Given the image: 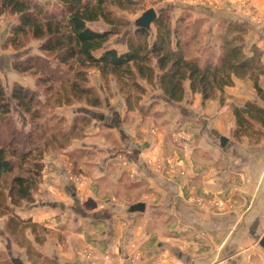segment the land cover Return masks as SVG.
I'll list each match as a JSON object with an SVG mask.
<instances>
[{"label": "crops", "instance_id": "1", "mask_svg": "<svg viewBox=\"0 0 264 264\" xmlns=\"http://www.w3.org/2000/svg\"><path fill=\"white\" fill-rule=\"evenodd\" d=\"M229 2L227 17L237 10L253 18L247 52L257 46L264 63V0ZM112 49L128 51L127 44L105 48ZM23 79L16 82L28 86ZM234 83L225 89L221 105L219 100L203 103L188 82L183 101L172 103L159 81H142L147 92L141 112L136 106L129 110L112 80L113 95L104 96V90L101 96L106 114L89 113L98 124L65 156L71 160L76 150L86 151L85 157L93 151L101 163L87 167L90 173L81 165V183L75 184L67 181L64 156L46 158L35 202L15 213L42 227L45 241L37 244L30 229L26 240L56 264H264V136H236L233 114L234 105L246 102L264 109V100L252 81ZM260 86L264 92V77ZM103 125L116 131L123 149L114 145L109 151L90 136ZM255 129L264 133L258 125ZM223 137L226 147L220 143ZM124 161L131 165L123 166ZM127 179L132 191L123 187ZM129 196L139 200L128 203ZM137 203L145 204L144 212L130 211ZM7 221L0 218V264L36 263L29 259L27 241L9 236Z\"/></svg>", "mask_w": 264, "mask_h": 264}, {"label": "trees", "instance_id": "2", "mask_svg": "<svg viewBox=\"0 0 264 264\" xmlns=\"http://www.w3.org/2000/svg\"><path fill=\"white\" fill-rule=\"evenodd\" d=\"M142 1L146 0H51L43 4L38 0H0V17L4 14L17 17L5 48L21 49L25 39L31 37L42 42L40 50L45 53L43 57L14 63V70L36 76L37 85L45 86V100L37 91L20 84H15L8 96L0 77V218L8 217L6 231L12 239L17 241L23 237L27 241L25 234L30 229L36 235L37 244L45 241L40 235L44 232L42 227L19 219L15 213L25 204L35 202L45 168L42 154L48 149L45 123L35 122L27 134L12 126L10 120L14 106L28 114L32 121L43 118L42 109L46 107L53 109L84 103L91 108H100L102 97L90 85V69L99 71L101 81L107 87L112 80L116 82L129 110L133 106L139 107L147 92L142 81L149 85L159 81L163 94L172 103L183 101L188 82L192 93L199 94L203 103L219 100L223 105L225 89L234 86L235 79L250 80L258 97L264 100L260 86L264 77L263 52L257 46L247 52L245 36L248 29L240 23L223 25L219 55L204 63L198 57H190V45L183 41L181 20L178 19L176 24L179 25L174 26L168 12L158 14L153 24L156 30L153 41L151 29L135 27L127 37V52L105 50L114 33L97 32L89 25L103 21L117 27L116 24L122 22L108 10V5L129 10ZM98 52L102 53L97 55ZM139 110L144 112L140 107ZM233 114L237 123L236 136L256 135L258 139L264 136L262 131L255 129L256 125L264 129L262 107L246 102L234 105ZM90 126L91 118H76L71 128L65 129L64 147L83 138ZM80 131L82 134L77 137ZM13 143L20 146L19 150L12 148ZM26 246L29 259L36 262L34 264H56L42 257L30 242L27 241Z\"/></svg>", "mask_w": 264, "mask_h": 264}, {"label": "rangeland", "instance_id": "3", "mask_svg": "<svg viewBox=\"0 0 264 264\" xmlns=\"http://www.w3.org/2000/svg\"><path fill=\"white\" fill-rule=\"evenodd\" d=\"M40 3H46L51 0H38ZM229 4V5H228ZM229 0H170V1H164V2H154V1H142L139 5L129 9V10H120L116 6L108 5V10H110L114 17H116L120 22V24H116V26H111L110 24L99 21L96 23H91L89 26L92 30L97 32H103V31H111L114 33V35L111 37L110 41L107 45H114L118 48H122L124 45H126L127 37L129 34H132L136 27L137 20L148 10L154 9L158 14H161L163 12H168L171 16V19L173 20V25L178 26L179 24H176V21L178 19L181 20L180 28L184 33L183 41H187L190 45L189 49V55L190 57H198L202 63H204L207 59L210 57L217 58L220 53V34L223 31L222 27L227 22L232 23H240L241 25H245L248 29V24L254 23L252 20L253 18L250 17V15L246 14H236L237 10H232V16L227 17V11L230 6ZM242 9L247 8V4L241 2ZM239 4V6H240ZM250 10V9H249ZM237 15L241 16V18H238ZM17 17L15 15L11 14H4L0 17V37H5V39L2 41V44L0 43V77L2 79V83L5 88V92L8 96H10L13 86L15 84H18L16 80L18 77H21L23 81L25 80L26 83H28V86H24L26 89L35 90L39 93V97H41L43 100H45L47 93L45 92V86L43 85H37L36 79L37 77L31 74H21L14 70V63L16 62H24L28 58L31 57H37L41 56L43 57L45 53H43L40 50L42 42L40 40L32 39L31 37H27L24 42V47L21 49H14L12 47H9L8 49L5 48V45L7 43V40L10 38V31L11 28L17 23L16 21ZM155 28L152 25L151 26V33L152 38L151 41H153L155 36ZM249 32V29H248ZM264 32L261 33V36H263ZM183 35V34H182ZM248 33L245 36V40L247 39ZM246 44L248 45V42L246 40ZM100 76V73L97 69H90L89 70V79L90 84H96L97 86L95 89L99 92V94L102 96L103 91L106 90L104 93V96L107 94L109 96H112V92L114 91L111 85L107 87L102 81ZM99 79V80H98ZM24 82V83H25ZM29 84L33 85L34 87H29ZM103 97V96H102ZM52 104V103H51ZM105 105V100L102 98V105L100 108H91L84 103H74L73 106L70 107H61V108H53L49 109L48 107L43 108L42 112L44 113L43 118H36L35 121H32L30 116L26 113H24L22 110L16 108L15 106L12 109L11 114V123L12 126L18 129L19 131H22V134H27L32 131V128L34 126V123L36 124L45 123V125L48 128V131L46 133L45 138L47 139L48 143V149L47 153L42 154L43 161L48 158V156H54L56 158H61L62 156L64 159V163L66 164V170H67V181L69 183H79L82 176V172L90 173L87 167L91 169L92 163L100 164L101 162H98V158L96 157L95 152H87L89 153L85 157L86 151L76 150V155L79 156L82 155L83 160L80 158L75 159L74 156L70 157L73 158L71 160H68L65 156H68V150H70L72 147V144L76 140H83L84 138L88 137L87 132H89L92 129L93 123L98 124V118L96 120L92 119V116L89 115V113H95L97 115L99 114H106V111L103 109ZM63 108V110H62ZM91 108V109H90ZM85 109V110H84ZM100 110H104L103 112H100ZM85 112L87 115H83L82 112ZM90 117H89V116ZM94 115V114H93ZM82 117H89L91 118V126L84 132L85 136L81 139L77 138L75 139L68 147H64V133L65 129L71 128L73 125V122L76 118L80 119ZM94 117V116H93ZM59 119H62L59 121ZM96 121V122H95ZM33 122V123H32ZM7 126V125H6ZM58 129V131H56ZM17 130V131H18ZM2 132H4V128L1 129ZM82 132L77 133V137L81 136ZM55 135V138H54ZM90 136L98 137L95 139H98V141H102L106 144L108 147L107 149L111 151L114 147V145H119L120 149H123V145L121 141L119 140L118 135H116V131L112 130L109 126L103 125V128H101L97 135L91 134ZM22 138V137H21ZM5 139H7L5 137ZM17 141L18 139L15 138ZM13 142H15L13 140ZM13 149L19 150L20 146L17 143H13ZM61 147V148H60ZM29 149V147H27ZM72 154V153H71ZM39 157V154H38ZM77 158V157H76ZM82 160V161H81ZM16 163L19 162L18 159L15 160ZM76 161V162H75ZM86 161V162H85ZM125 163V164H124ZM123 166L127 165L130 166V161H124ZM63 164V163H61ZM81 165H85L84 171L81 168ZM95 165V164H94ZM125 166V167H127ZM128 176V173H127ZM129 177V176H128ZM81 183V182H80ZM132 183L129 179L126 180V183L123 185V187H126L127 190L132 189ZM107 186H109L107 184ZM124 196H128L127 194ZM139 200V197L135 196H129L127 199V202L133 204V202H136ZM41 234L43 232H40ZM40 234V235H41Z\"/></svg>", "mask_w": 264, "mask_h": 264}, {"label": "water", "instance_id": "4", "mask_svg": "<svg viewBox=\"0 0 264 264\" xmlns=\"http://www.w3.org/2000/svg\"><path fill=\"white\" fill-rule=\"evenodd\" d=\"M158 18V13L154 9L146 11L136 22V27H141L145 29H151V26ZM221 146L226 147L228 140L226 138H221ZM131 212H144L145 204L137 203L130 208Z\"/></svg>", "mask_w": 264, "mask_h": 264}]
</instances>
